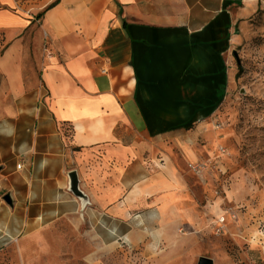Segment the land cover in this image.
Returning <instances> with one entry per match:
<instances>
[{"label": "crops", "instance_id": "0c3cea01", "mask_svg": "<svg viewBox=\"0 0 264 264\" xmlns=\"http://www.w3.org/2000/svg\"><path fill=\"white\" fill-rule=\"evenodd\" d=\"M53 1L0 0V154L22 162L13 214L79 213L76 171L101 235L182 218L191 151L165 142L205 117L228 33L258 0H59L33 21Z\"/></svg>", "mask_w": 264, "mask_h": 264}, {"label": "rangeland", "instance_id": "374dc122", "mask_svg": "<svg viewBox=\"0 0 264 264\" xmlns=\"http://www.w3.org/2000/svg\"><path fill=\"white\" fill-rule=\"evenodd\" d=\"M19 1L30 10L46 2ZM243 15L228 33L205 117L165 142L177 154L186 145L191 151L181 166L189 200L183 217L143 220L144 231L130 239L99 234L84 215L87 198L67 218H18L5 200L18 163L3 153L0 264H197L201 256L213 264H264V0Z\"/></svg>", "mask_w": 264, "mask_h": 264}, {"label": "water", "instance_id": "95a60500", "mask_svg": "<svg viewBox=\"0 0 264 264\" xmlns=\"http://www.w3.org/2000/svg\"><path fill=\"white\" fill-rule=\"evenodd\" d=\"M69 177H70V190L73 192V194L79 198H83V199L87 198L86 195L79 188V180H78L77 172L71 171L69 173ZM5 200L10 204L12 203L10 194H7L5 196ZM197 264H213V259L210 257L201 256Z\"/></svg>", "mask_w": 264, "mask_h": 264}, {"label": "trees", "instance_id": "16d2710c", "mask_svg": "<svg viewBox=\"0 0 264 264\" xmlns=\"http://www.w3.org/2000/svg\"><path fill=\"white\" fill-rule=\"evenodd\" d=\"M59 2V0H54L53 2L49 3L42 11L36 13L34 15L33 21L40 19L43 14L45 13L46 10L50 9L51 7L55 6L57 3Z\"/></svg>", "mask_w": 264, "mask_h": 264}, {"label": "built area", "instance_id": "2783aa9c", "mask_svg": "<svg viewBox=\"0 0 264 264\" xmlns=\"http://www.w3.org/2000/svg\"><path fill=\"white\" fill-rule=\"evenodd\" d=\"M21 166H22V162H19L17 164V168H20ZM261 251H262L263 258H264V243H263V245H261Z\"/></svg>", "mask_w": 264, "mask_h": 264}, {"label": "bare ground", "instance_id": "6f19581e", "mask_svg": "<svg viewBox=\"0 0 264 264\" xmlns=\"http://www.w3.org/2000/svg\"><path fill=\"white\" fill-rule=\"evenodd\" d=\"M127 238V237H126ZM102 252L103 251H100V252H98L97 254H96V256H99V255H101L102 254Z\"/></svg>", "mask_w": 264, "mask_h": 264}]
</instances>
